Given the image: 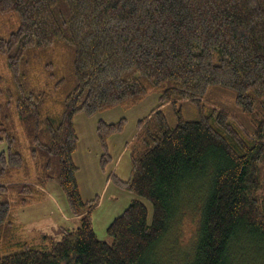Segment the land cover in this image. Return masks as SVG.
Wrapping results in <instances>:
<instances>
[{"label":"trees","instance_id":"1","mask_svg":"<svg viewBox=\"0 0 264 264\" xmlns=\"http://www.w3.org/2000/svg\"><path fill=\"white\" fill-rule=\"evenodd\" d=\"M9 14L19 25L0 38L13 87L0 90V264H264V0H0V15ZM57 43L71 50L68 74L52 85L60 100L27 81L26 56ZM212 86L234 93L251 133L222 110L205 111ZM151 90L159 105L138 125L130 180L118 181L151 204V218L133 200L107 227L110 242L100 241L90 219L96 199L83 202L77 188L73 118ZM181 101L196 105V121L181 117ZM121 124L100 126V142ZM29 161L39 162L34 176L15 181ZM49 181L79 226L1 255L12 211Z\"/></svg>","mask_w":264,"mask_h":264},{"label":"rangeland","instance_id":"2","mask_svg":"<svg viewBox=\"0 0 264 264\" xmlns=\"http://www.w3.org/2000/svg\"><path fill=\"white\" fill-rule=\"evenodd\" d=\"M18 19L14 14L0 15V38H6L18 27ZM31 58L26 56L28 62V86L34 92L48 93L54 100H60L52 92V85L66 77L70 70L71 50L62 43H57L53 48L43 51L33 50ZM53 72V74H52ZM50 74L55 76L51 82ZM11 75L5 57L0 55V90H13ZM159 91L151 90L143 98L134 103H125L101 110L88 115L83 112L73 118V127L77 137L76 149L72 154L73 164L77 171L75 174L77 188L83 202L96 199L97 205L90 211L94 233L98 240L108 241L106 230L110 223L120 216L133 200L141 201L151 218V204L138 198L133 193L118 185L131 178V154L135 149L134 139L139 133L138 125L145 122L152 111L159 105ZM4 100V98H2ZM60 102V101H59ZM205 111L217 109L228 113L247 132L251 133L253 127L249 118L236 106L233 92L220 88L209 87L201 102ZM56 103L49 108L59 112L61 108ZM56 106V107H55ZM181 117L187 121L198 119L197 107L194 103L181 101L177 103ZM169 127L177 124L174 107L166 104L161 107ZM123 121L121 126L108 134L104 145L100 142L97 130L103 125H116ZM21 133L22 149L28 153L30 148L23 136L21 126H17ZM4 147L0 144V149ZM103 159L106 161L102 162ZM38 161H29V167L13 176L15 181H24L35 171L32 166ZM26 169V170H25ZM27 181V180H26ZM13 235L10 240L3 241L4 247L1 255L14 251L18 242L31 246H40L43 238L48 237L53 242H58L64 231H72L80 223V215H73L68 208L66 196L60 186L53 181L45 182L40 197L24 207L14 208Z\"/></svg>","mask_w":264,"mask_h":264}]
</instances>
